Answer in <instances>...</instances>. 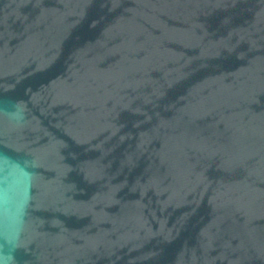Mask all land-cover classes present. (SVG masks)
Returning a JSON list of instances; mask_svg holds the SVG:
<instances>
[{"label": "water", "instance_id": "95a60500", "mask_svg": "<svg viewBox=\"0 0 264 264\" xmlns=\"http://www.w3.org/2000/svg\"><path fill=\"white\" fill-rule=\"evenodd\" d=\"M0 264H264V0H0Z\"/></svg>", "mask_w": 264, "mask_h": 264}]
</instances>
